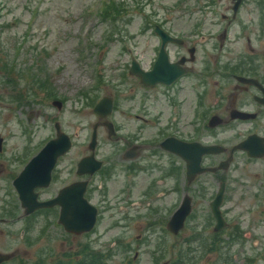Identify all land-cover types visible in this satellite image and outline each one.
Here are the masks:
<instances>
[{
	"label": "rangeland",
	"instance_id": "rangeland-1",
	"mask_svg": "<svg viewBox=\"0 0 264 264\" xmlns=\"http://www.w3.org/2000/svg\"><path fill=\"white\" fill-rule=\"evenodd\" d=\"M252 4L258 50L264 42L257 36L264 0ZM213 8L201 7L200 0H0V121L17 133L22 119L26 137L39 145L55 135L58 120L73 142L58 160L57 185L68 183L77 159L88 151L95 101L102 95L116 96L120 124V106L135 109V101H124L133 78L127 74L126 86L121 80L132 55L143 65L150 62L153 25L198 38L206 33L200 17L204 9ZM54 98L63 101L60 109L51 103ZM255 126L259 129L257 122ZM0 131L6 134L8 129L1 126ZM243 136L235 134L226 142ZM11 138L21 141L22 135ZM105 147L106 143L99 154L109 150ZM217 174L226 182L221 210L227 221L218 231L213 230L209 208L218 187L212 172L190 184L192 211L177 234L165 227L176 206L177 185L176 191L168 192L164 188L171 183H159L158 193L165 192L156 194L157 199L154 193V206L147 205L148 196L143 201L137 197L142 192L139 184L124 194V201L118 175L108 182L106 192L102 185L87 194L103 209L93 229L71 233L60 225H47V219L45 224L37 221L29 239L17 230L0 232V249L19 248L14 260L1 264H90L94 258L109 264H264V157L238 152Z\"/></svg>",
	"mask_w": 264,
	"mask_h": 264
},
{
	"label": "flooded vegetation",
	"instance_id": "flooded-vegetation-1",
	"mask_svg": "<svg viewBox=\"0 0 264 264\" xmlns=\"http://www.w3.org/2000/svg\"><path fill=\"white\" fill-rule=\"evenodd\" d=\"M252 2L253 0H200L201 7L214 8L204 9L200 26L204 27L206 33L199 34L198 38L191 36V32L188 34L184 30L172 31L164 28L170 38L163 43V37L154 30V24L151 34L155 42L150 62L143 65L138 56L136 58L132 55L124 71L126 78L121 80L124 85L127 74L133 78V84L127 89L131 93L124 96V101H135V109L120 106V113L123 115L120 124L115 117L118 108L116 96L108 94L112 97V105L108 112L101 108L103 114L95 110L98 100L95 101L93 114L96 116L90 124L88 151L77 159L73 179L69 182L87 179L86 193L92 194L102 185H105L106 192L108 182L120 175L123 179L120 189L124 201H127L124 194L133 185L139 184L142 192L137 197H142L143 201V197L148 196L151 201H146L147 205L154 206V193L155 197L156 194L162 195L165 191L158 193L159 183L167 180L171 185L166 186L165 190L174 192L177 187L179 189L176 206L171 212L179 205L183 195L188 194L193 198L189 190L190 184L201 181L207 172L214 174L212 176L218 181V186L224 182L226 189V182L224 179L219 180V168L216 167L223 160H228L225 165L228 166L238 152L246 154L244 150L231 149L240 139L231 144L226 141L240 133H244L242 138L250 133L264 136V42L258 50L255 49ZM218 6L220 7L216 9ZM259 20L260 31L257 36L262 38L264 16ZM161 52H164V61L161 60ZM133 59L142 70H150L156 62L161 63L162 70L159 73L164 81L145 83L140 74L130 71ZM125 86L122 88L126 91ZM240 111L253 115H240ZM32 113L30 111L27 114L26 122H29ZM255 122L259 129L255 128ZM18 123L21 127L15 133V128H8L5 122L0 121V128L2 126L8 129L6 134L0 131V232L17 230L20 237L29 239L37 221L45 224L48 219L47 225L61 226L58 222L60 205L37 207L27 211L22 204L17 183L31 179L30 182H39L40 180L31 178L32 174L37 175L38 167L22 179L18 177L43 144H31L30 137L25 134L27 128L24 121L19 118ZM18 134L22 135V140L13 142L11 137ZM93 135V144L90 146ZM105 143V148L109 150L99 154ZM207 144L217 145L223 150L201 152L202 147ZM86 155L89 160L92 157L86 166L88 172L79 173L77 163ZM189 160L196 162L200 168L214 169H189ZM97 161L100 162L98 165ZM154 171L157 173L152 174ZM60 172L57 159L51 169L49 182L33 187L37 201L57 194L63 186L61 182L57 185L61 178ZM178 183L182 184L181 187ZM132 202L137 203L136 200ZM95 204L99 215L103 211L99 210L102 204ZM53 217L56 219L55 223H52ZM18 252V246L0 249V253L9 255L0 264L14 260ZM25 252L26 249L23 250Z\"/></svg>",
	"mask_w": 264,
	"mask_h": 264
},
{
	"label": "water",
	"instance_id": "water-1",
	"mask_svg": "<svg viewBox=\"0 0 264 264\" xmlns=\"http://www.w3.org/2000/svg\"><path fill=\"white\" fill-rule=\"evenodd\" d=\"M160 30V28H158ZM160 33V31L158 32ZM168 33L164 32L162 30L161 36L162 39L165 41V39H169L170 36H167ZM164 43V42H163ZM163 55L164 52H161L160 55ZM159 55V57H160ZM166 60L163 55V59ZM131 68L130 71H132L135 74H140L142 77V80L145 83H151L155 82L157 80L164 81V78L160 76V70H162L161 63L157 64V62L153 65V67L150 70H142L135 59L131 62ZM111 99L109 96H102L100 100L95 105V110L100 112V114H103L104 112L110 111L111 108ZM53 104L57 106L59 109L62 105V101L59 99H53ZM105 106V108H104ZM101 108L104 109V112H101ZM246 115H253L252 113H246ZM55 136L49 138L46 143L40 148V150L37 152V154L29 161V163L26 165L22 173L18 178L22 179L25 175L31 174L34 168H37V175L32 174L31 178H34L35 180H40L39 182H30L24 181L17 183V189L19 190L21 202L24 206H26L27 211H31L37 207L42 206H50L59 204L60 206V212L58 215V221L63 225L64 229L69 232L73 233H81L86 232L90 230L95 221H96V215H97V207L92 204L88 198L84 195L85 189H86V179L82 180H76L69 184H66L62 186L58 193L46 200H40L37 201L35 198V192H33V187L35 185H42L47 184L50 176L49 173L55 164L57 158L64 154L68 148H70L72 144V140L70 136L61 130L60 123L58 121H55ZM94 140H91L90 146H92ZM165 141V140H164ZM162 142V144L164 143ZM186 143V142H185ZM186 144H195L194 142L186 143ZM192 148V147H191ZM245 149L249 155L251 156H261L264 154V136H261L257 133H251L248 134L244 139L240 140L238 143L233 145L231 148L234 149ZM223 148H218L217 145H210L207 144L202 147L201 152H216L218 150H222ZM90 156V160H91ZM89 157L83 156L77 163L78 169L77 171L79 173H82L83 171H88V168L86 167V170H84L82 167L89 165ZM100 162L96 165H98ZM227 160L222 161L218 167H226ZM189 169H194L197 171H200L202 169H214L213 167H204L200 168L197 166L196 162H192L189 160L188 164ZM44 168H46V173L44 174ZM82 168V170H80ZM203 171V170H202ZM28 173V174H27ZM38 176V178H36ZM17 178V182H18ZM224 193V182H221L219 185V188L217 189L214 197L210 201V209L211 212L215 218V224L214 229L219 230L221 229L225 224L226 221L221 213L220 210V204L222 202ZM191 198L188 194L183 195L181 202L179 206L172 212L169 219L167 220L166 227L169 231L173 233H177L178 230L184 225L186 216L191 211ZM9 257L6 253H0V262L7 259Z\"/></svg>",
	"mask_w": 264,
	"mask_h": 264
},
{
	"label": "trees",
	"instance_id": "trees-1",
	"mask_svg": "<svg viewBox=\"0 0 264 264\" xmlns=\"http://www.w3.org/2000/svg\"><path fill=\"white\" fill-rule=\"evenodd\" d=\"M8 80V79H7ZM10 81V80H8ZM90 264H109V263H106V262H103V261H100V260H96L95 258L92 260V263Z\"/></svg>",
	"mask_w": 264,
	"mask_h": 264
}]
</instances>
